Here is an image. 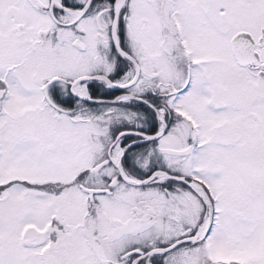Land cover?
<instances>
[{
	"label": "snow or ice",
	"instance_id": "obj_1",
	"mask_svg": "<svg viewBox=\"0 0 264 264\" xmlns=\"http://www.w3.org/2000/svg\"><path fill=\"white\" fill-rule=\"evenodd\" d=\"M0 264H264V0H0Z\"/></svg>",
	"mask_w": 264,
	"mask_h": 264
}]
</instances>
